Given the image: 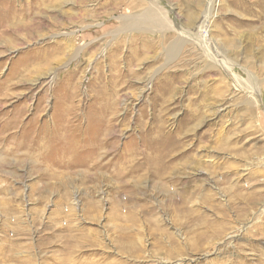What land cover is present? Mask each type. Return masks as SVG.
Masks as SVG:
<instances>
[{
  "label": "rangeland",
  "instance_id": "rangeland-1",
  "mask_svg": "<svg viewBox=\"0 0 264 264\" xmlns=\"http://www.w3.org/2000/svg\"><path fill=\"white\" fill-rule=\"evenodd\" d=\"M38 1L0 0V264H264V0Z\"/></svg>",
  "mask_w": 264,
  "mask_h": 264
},
{
  "label": "bare ground",
  "instance_id": "bare-ground-1",
  "mask_svg": "<svg viewBox=\"0 0 264 264\" xmlns=\"http://www.w3.org/2000/svg\"><path fill=\"white\" fill-rule=\"evenodd\" d=\"M38 1V0H37ZM57 1V0H56ZM59 1V0H58ZM64 0H60V2H62ZM120 1H124V0H120ZM199 2H202V0H198ZM79 4H85L86 3V0H79L77 1ZM90 2V1H89ZM38 3H40L41 6H43L44 4V0H40L38 1ZM77 3V4H78ZM123 3V2H121ZM50 4V3H49ZM48 4V5H49ZM60 4V3H59ZM37 7H39V5L36 4ZM131 5H134V6H141L139 4H131ZM150 5V4H149ZM158 5V4H157ZM76 6V5H75ZM81 6V5H79ZM84 6V5H83ZM133 6V7H134ZM45 7V6H44ZM78 7V6H77ZM83 8V7H82ZM90 8V7H89ZM84 10V8H83ZM82 9L75 11L74 13L70 12L67 13L66 11L64 12V15H68V18L69 19H74V18H77V19H80V18H84V14H86L85 12L86 11H83ZM69 12V11H68ZM59 15H63L62 11L60 12ZM193 16V14H192ZM166 16L163 14L162 11L158 10L156 7H154V5H152L150 8H146L145 10H142L141 11V14L138 16L137 19L135 20H131V21H128V22H124L122 23L121 25V29H125V30H133L135 32H139V33H147L148 31L153 30V29H158V28H164L166 25H167V22H166ZM60 18V17H59ZM201 19V17H200ZM75 20V19H74ZM73 22V21H72ZM75 22V21H74ZM197 22V21H196ZM39 23V26L42 25L44 22L43 20H38L37 24ZM194 23V22H193ZM71 24V23H70ZM191 24V23H190ZM193 25V24H192ZM195 27V30H193V34H194V42L195 43H199V45H201L202 47H206L205 49H207V44L208 43H205V30H204V20L202 21H198L197 23H195L194 25ZM166 29V28H165ZM28 30V29H27ZM154 31V30H153ZM6 33V32H5ZM132 34V33H131ZM60 36H64L65 38H68V42H69V46L70 48H68V51H67V55H69L70 53H74L73 51H71V48L73 47V41L74 39H72L73 37V34L69 35V34H65V33H62ZM161 36V35H160ZM163 37H165L163 35ZM167 39V38H166ZM163 40H165V38L163 39L162 36H161V40L160 42L163 43ZM189 40V39H188ZM187 40V41H188ZM190 42V41H188ZM203 43V44H201ZM68 44V43H67ZM182 44V41L181 40H177L176 42H174L172 44V46L169 48V49H166L165 53L167 56H173L175 54V51L176 49ZM145 46V44H144ZM146 46H153L152 44L150 43H146ZM61 49V48H60ZM66 49V48H65ZM74 49V48H73ZM150 49V48H148ZM161 49V48H160ZM207 51V50H206ZM152 52V51H151ZM61 52L59 50H57L55 56L59 55ZM69 53V54H68ZM212 54V53H211ZM210 54V55H211ZM64 55H65V51H64ZM210 57V56H209ZM217 58V57H216ZM167 59V58H166ZM211 59L213 61H215V57L213 55H211ZM112 63V62H111ZM1 130V128H0ZM2 137V136H1Z\"/></svg>",
  "mask_w": 264,
  "mask_h": 264
}]
</instances>
